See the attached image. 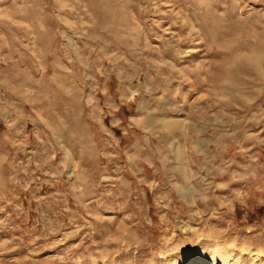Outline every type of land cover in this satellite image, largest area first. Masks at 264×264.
<instances>
[{
  "label": "rangeland",
  "instance_id": "obj_1",
  "mask_svg": "<svg viewBox=\"0 0 264 264\" xmlns=\"http://www.w3.org/2000/svg\"><path fill=\"white\" fill-rule=\"evenodd\" d=\"M264 264V0H0V264Z\"/></svg>",
  "mask_w": 264,
  "mask_h": 264
},
{
  "label": "bare ground",
  "instance_id": "obj_2",
  "mask_svg": "<svg viewBox=\"0 0 264 264\" xmlns=\"http://www.w3.org/2000/svg\"><path fill=\"white\" fill-rule=\"evenodd\" d=\"M181 262H172L171 264H257L255 257H247L244 260L236 259L231 261L227 252L222 250L219 244L215 243L211 246L209 253L199 255H187Z\"/></svg>",
  "mask_w": 264,
  "mask_h": 264
}]
</instances>
